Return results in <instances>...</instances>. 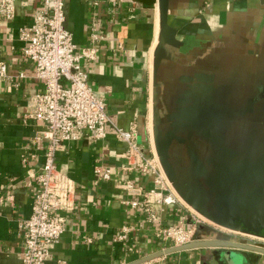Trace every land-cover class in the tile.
<instances>
[{"label":"crops","instance_id":"crops-1","mask_svg":"<svg viewBox=\"0 0 264 264\" xmlns=\"http://www.w3.org/2000/svg\"><path fill=\"white\" fill-rule=\"evenodd\" d=\"M110 11L95 0H66L64 27L79 48L101 40L94 62H82L92 87L107 102L117 127L136 126L180 204L164 207L162 226L182 223L194 239L264 245V0H135ZM41 4L18 0L12 21L0 17V264H21L23 222L31 215L35 175L49 141L45 128L25 119L42 90L33 64L20 54L19 30ZM23 74L24 77H19ZM127 145L106 138L66 143L57 163L77 186L67 230L46 264H131L172 246L156 238V224L124 201H142L152 178L120 172ZM203 172L199 174L194 161ZM97 165L113 169L98 181ZM131 180L127 192L119 183ZM128 228V237L116 234ZM264 264V254L226 247L172 253L143 264Z\"/></svg>","mask_w":264,"mask_h":264},{"label":"built area","instance_id":"built-area-1","mask_svg":"<svg viewBox=\"0 0 264 264\" xmlns=\"http://www.w3.org/2000/svg\"><path fill=\"white\" fill-rule=\"evenodd\" d=\"M17 1L0 0L2 19L12 21L15 18ZM33 1L40 3L41 7L31 15L30 25L19 30V39L23 43L20 54L33 64L32 77L41 82L42 90L30 97L24 117L45 128L44 138L49 144L42 168L35 175L31 215L23 222L21 264H46L50 260L52 250L67 230V216L75 206L77 186L67 171L58 165L57 152L69 142L81 139L89 143L101 141L111 130L127 145L120 172L152 178L154 187L142 201L124 203L133 210L142 211L149 223L158 225L156 238L173 243L161 251L200 241L195 240L192 231L185 229L182 223L160 225L163 208L180 204V201L169 190L154 159L140 144L136 126L123 130L114 125L104 95L90 84L82 62L97 59V43L101 40L95 29L97 26L94 25L90 33V46L79 48L73 35L64 27L66 0ZM99 1L105 3L110 11L127 5L129 11L134 12L137 5L135 0H95V5ZM10 77L7 63L0 60V79ZM112 174L113 169L109 166L97 165L94 168L98 181H109ZM119 185L127 192L136 189L131 180L122 181ZM129 230L122 229L115 239L126 240Z\"/></svg>","mask_w":264,"mask_h":264},{"label":"water","instance_id":"water-1","mask_svg":"<svg viewBox=\"0 0 264 264\" xmlns=\"http://www.w3.org/2000/svg\"><path fill=\"white\" fill-rule=\"evenodd\" d=\"M140 2L145 3L147 5H151L155 2V0H140ZM194 163L196 165L197 172L201 174L203 172V167L201 163L196 159ZM213 247H226V248L228 247L231 249L254 251V252H259V253L264 254V248L259 247V246L247 245V244H237V243H223V242L206 240V241H195L193 243H190L182 247H174V248H170L164 251H159L157 253L144 257L131 264H143L152 259H156L164 255H169V254L184 251V250L198 249V248H213ZM227 259L230 264H241L242 263V256L235 252H229L227 254Z\"/></svg>","mask_w":264,"mask_h":264},{"label":"rangeland","instance_id":"rangeland-1","mask_svg":"<svg viewBox=\"0 0 264 264\" xmlns=\"http://www.w3.org/2000/svg\"><path fill=\"white\" fill-rule=\"evenodd\" d=\"M254 246H259V247H262V248H264L263 244H261V243H258V245H257V244H255Z\"/></svg>","mask_w":264,"mask_h":264}]
</instances>
